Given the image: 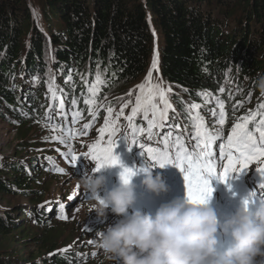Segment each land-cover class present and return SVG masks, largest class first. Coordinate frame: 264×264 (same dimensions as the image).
Here are the masks:
<instances>
[{
    "label": "trees",
    "instance_id": "obj_1",
    "mask_svg": "<svg viewBox=\"0 0 264 264\" xmlns=\"http://www.w3.org/2000/svg\"><path fill=\"white\" fill-rule=\"evenodd\" d=\"M151 28L160 42V74L180 95L172 101L184 126L192 128L193 117L203 119L193 104L211 109L214 118L222 100L226 123L219 133L226 137L241 117L264 111L258 109L264 95L254 83L264 74V0H0V118L21 130L31 122L40 127L48 101H79L98 73L105 83L95 103L138 82L148 68ZM49 82L56 85L55 96L44 92ZM181 127L172 125V141H185ZM126 136L149 138L133 131ZM151 136L156 144L164 138ZM42 159H0V197L21 193L40 201L43 196L30 187L44 169ZM39 204L0 205V264H79L77 254L54 249L26 258L13 246L18 233L29 230L15 234L18 217L28 219L29 227L47 228L51 211ZM38 237L27 234L23 241L36 245Z\"/></svg>",
    "mask_w": 264,
    "mask_h": 264
},
{
    "label": "clouds",
    "instance_id": "obj_2",
    "mask_svg": "<svg viewBox=\"0 0 264 264\" xmlns=\"http://www.w3.org/2000/svg\"><path fill=\"white\" fill-rule=\"evenodd\" d=\"M255 88L264 95V74L255 79ZM118 158V156H117ZM121 169L125 167L118 158ZM144 161L127 182L118 174V182L103 195L106 178L99 171H86L79 184L98 217L107 212L120 217L113 225L98 231L96 247L114 264H264V203L245 207L241 202L234 212L218 216L208 200L194 204L186 198L161 203L154 213L144 212L137 202L132 178L142 175L147 193L159 197L168 191L160 173ZM103 169V168H102ZM121 170V171H122ZM129 209H132L129 212ZM219 236L227 244L218 247Z\"/></svg>",
    "mask_w": 264,
    "mask_h": 264
},
{
    "label": "rangeland",
    "instance_id": "obj_3",
    "mask_svg": "<svg viewBox=\"0 0 264 264\" xmlns=\"http://www.w3.org/2000/svg\"><path fill=\"white\" fill-rule=\"evenodd\" d=\"M215 12H217L215 10ZM152 31V51L149 58L148 68L145 75L136 83L130 86L120 89L113 95L108 96L92 105L95 115L89 113V105L85 104V99L91 98V93H89L88 88H86L83 93L82 98L75 100L79 102L81 108L85 112L86 118L84 124L88 120V124L91 126L87 128L88 135L83 142L77 143L76 146H69L66 143H61L60 140L54 139V137H61L58 132L46 124L42 123V126H37L36 123H30L26 129L21 130V124L11 123L10 121L0 118V159L8 161H17L21 163H28L30 160L35 161L38 157L47 158V160H52L54 164H59L63 169V175L54 176L51 174L50 170L47 172H39L37 174L34 185H31L32 191L38 193V196H43L40 201H36L35 198L28 199L22 196L21 193H15L13 195L3 194L0 197V205L6 208H16L17 206H27L31 204L41 203L39 205L48 206V209L55 210L61 203L65 205L63 215H67V220H57L56 213L52 214L48 218V225L45 230L37 229L33 226L29 227L31 223L28 219H20L17 225L15 234L19 232L21 228L28 227V231H24L22 234L18 233V236L13 242L17 241V244L27 236V234H38V243L35 245L32 241H23V245H13L16 249L20 251V254L26 256V258L41 257L45 253L50 252L54 249L62 252L66 256L74 257L76 254L82 256L81 262L79 264H114V262L105 257L101 250L96 247L94 241L97 239L98 231H103L107 226L113 225L117 222V217L107 212L104 217H98L95 211H92V203L87 200V194L83 191L79 184V177L75 175L72 171L67 169V167L59 160V152H67L69 147L71 149L79 148L76 154L80 159H85L88 156H84L86 151L82 150L80 145L82 143L96 144L97 140L100 139L99 129L104 127L105 118L108 116L107 108L111 107L113 109L111 113V120L115 121L114 127L116 129L115 135L112 137L116 138L113 141H118V136H126L128 133H132V129L129 127V122L126 117L131 113L132 107L135 106L136 95L138 93L137 86L145 82V78L151 67L152 58L154 51L158 54V71H153L151 77L152 85H159L161 88L167 90L168 100L172 105L171 109L168 110V119L163 122L162 127L154 128L152 134H162L168 137L171 133V140L176 136L172 135V125L176 122L181 124V132L194 134V129L187 128L181 122L180 115L176 111L175 103L172 101V96L180 97L173 88L164 81L159 70V57H160V42L158 36L153 35ZM46 57V52L44 53ZM49 71L46 70L44 78L49 80ZM39 80V79H38ZM56 85L53 83L47 84V88L44 92L49 96L53 94ZM52 91H49V89ZM62 90V89H61ZM131 92V94H129ZM78 96V95H77ZM156 103L159 105V99L157 97ZM127 105L123 108V114H121V107ZM163 107V105H159ZM204 115L201 119L205 122L206 127L213 133L218 132L219 127L215 124V119L212 116L211 109H196ZM196 111V112H197ZM190 114L189 111H187ZM192 114V113H191ZM43 115V114H42ZM152 118L151 112L148 114V119ZM133 123L136 124L138 128L147 129V121L144 119L142 113H138L135 117ZM83 124V125H84ZM230 130V129H229ZM25 132V134L23 133ZM187 134V138L189 135ZM173 136V137H172ZM24 140H23V139ZM23 140V141H22ZM108 136L105 133L103 137L104 145L107 144ZM44 155V156H41ZM258 163H254L253 167H256ZM77 186L79 187V193H77ZM77 194L79 198H74L73 201H68L69 195ZM43 199V200H42ZM26 220V221H24ZM32 228V229H30ZM63 250V251H62ZM50 256V255H49ZM48 256V258H49ZM86 256V257H85ZM70 257L67 258L70 260ZM80 259V257H77ZM85 258V261H82Z\"/></svg>",
    "mask_w": 264,
    "mask_h": 264
},
{
    "label": "snow or ice",
    "instance_id": "obj_4",
    "mask_svg": "<svg viewBox=\"0 0 264 264\" xmlns=\"http://www.w3.org/2000/svg\"><path fill=\"white\" fill-rule=\"evenodd\" d=\"M35 16V13H34ZM155 35V32H153ZM153 71H158V54L154 51L152 58L151 67L145 78V82L138 85V93L136 95L135 106L132 107L131 113L126 117L129 122V127L133 133H147L149 139L154 128L162 127L163 122L168 119V110L171 109L172 105L168 100V92L170 88L165 90L159 85L151 84V77ZM71 79V77H69ZM105 83L98 73L96 81L88 88L89 93L93 99H85L84 103L89 105V113L95 115L92 105L95 104V96L99 91V85ZM49 91H52L50 88ZM221 92L224 89H220ZM131 94V92L129 93ZM202 95V94H201ZM55 96V92H53ZM159 99V105L156 103V99ZM73 105L76 101H72ZM121 107V114H123V108ZM198 105H191L192 109L198 108ZM218 107L220 109L218 125L222 128L226 123L225 105L222 100L218 101ZM259 110H264V103L258 105ZM108 116L105 118L104 127L99 129L100 139L97 140L96 144L89 145V151L84 153V156L90 157L91 160L96 162L94 171H99L105 167H111L118 164V158L113 154L116 143L113 142L112 137L115 135L116 129L114 127L115 121L111 120V113L113 109L107 108ZM151 112L152 118L148 119V114ZM138 113H142L144 119L147 121V129L138 128L133 123ZM215 114V113H213ZM79 112L73 113V121L79 117ZM193 139L195 144L192 149L189 150L185 146L184 142L180 137H177L172 146L175 148V158L173 160L169 153V145L171 141V133L168 137L163 138L160 141L162 147H151L141 144L140 147L147 153L149 158L155 162L159 167L165 165H175L183 173L184 185L186 198L189 202L194 204L205 203L211 196L213 191L210 186V179L216 178L220 182L227 183L228 178L233 174L246 170L253 163H260L262 166L257 167L256 171L264 177V111H258L250 113L249 115L241 117L237 122L233 123L231 131L227 135L226 142L219 143V162L216 161L215 155L212 151V146L219 139L221 134L217 132L213 134L205 125V122L198 116L193 117ZM15 122V121H14ZM91 125L84 124V128L87 129ZM176 127H179L176 125ZM107 133L108 140L107 144H102L103 137ZM70 138L74 135L73 132L69 131L66 133ZM54 139L60 140L61 143H65L63 137H54ZM125 142L127 137H122ZM129 146V149L135 144ZM65 158L70 157V164H75L79 157L72 152L69 147L67 153L63 154ZM222 163V170H218V164ZM57 171H63L62 169H56ZM133 175V171L130 168L124 167L120 173L121 179L125 182ZM260 189H264V183L259 185ZM77 193H79V187L77 186ZM256 197V192H251L245 198L242 203L245 207L252 202ZM74 198H79V195H69L67 200L73 201ZM43 207V205H41ZM61 213L64 212L65 205L60 204ZM62 220H67V215H60L58 217ZM63 251V250H62Z\"/></svg>",
    "mask_w": 264,
    "mask_h": 264
},
{
    "label": "bare ground",
    "instance_id": "obj_5",
    "mask_svg": "<svg viewBox=\"0 0 264 264\" xmlns=\"http://www.w3.org/2000/svg\"><path fill=\"white\" fill-rule=\"evenodd\" d=\"M57 211L59 212V213H61V211H60V208L59 209H57ZM53 213V212H52Z\"/></svg>",
    "mask_w": 264,
    "mask_h": 264
}]
</instances>
